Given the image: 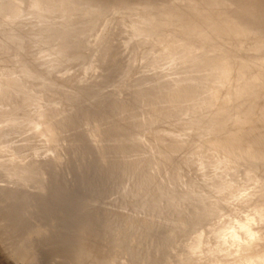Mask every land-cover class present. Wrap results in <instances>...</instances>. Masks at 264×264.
Masks as SVG:
<instances>
[{
    "label": "bare ground",
    "instance_id": "1",
    "mask_svg": "<svg viewBox=\"0 0 264 264\" xmlns=\"http://www.w3.org/2000/svg\"><path fill=\"white\" fill-rule=\"evenodd\" d=\"M86 50L74 78L68 65ZM6 58L5 201L28 196L33 208L54 188L82 207L84 190L97 188L96 205L108 203L82 231L81 264H264V0H0ZM89 160L97 169L79 176L80 196L64 189L71 162L83 172ZM110 180L132 207L117 228L108 222L115 185L102 190ZM99 223L118 252L107 254L103 235L93 239ZM143 243L155 246L154 260L144 250L140 258Z\"/></svg>",
    "mask_w": 264,
    "mask_h": 264
},
{
    "label": "rangeland",
    "instance_id": "2",
    "mask_svg": "<svg viewBox=\"0 0 264 264\" xmlns=\"http://www.w3.org/2000/svg\"><path fill=\"white\" fill-rule=\"evenodd\" d=\"M48 1H55V0H48ZM119 36H120V39L117 41V48H119L120 46H122L124 44L125 38L127 37V34L123 33L122 35H119ZM119 36H118V38H119ZM120 40L124 41V42L121 43ZM120 48L117 50H122V48L121 49ZM123 50L125 51L124 48H123ZM84 53H85V56L87 53V58L85 61L78 62V63H71L73 66L71 64L68 65V68H70V71H72V75H71V72H70V75L73 76L74 78H80L84 75L83 70H81V69L84 67L85 64H87L86 62H88L90 60V57H89L90 55H88V54H90V51L86 50ZM118 53H119V56H121L120 52H118ZM128 54H129L128 51L124 53V58H123L124 60H123V63L121 64L123 67L122 70H124L128 65V59H129V58H127ZM2 61L5 62V59L0 61V64H2L0 66V70L5 69L6 67L10 68L14 65V61L9 60L7 58H6V62L4 63L5 65L3 64ZM7 64H8V66H7ZM71 66H72L73 70H71L72 69ZM2 67H4V68H2ZM119 71H120V69H119ZM118 73L119 72L117 71L116 73H114L111 76V78H113V79L110 82L121 80L120 75H122V74L124 75V72L122 73V71H120L121 74H119V75H118ZM138 75H140V74H138ZM88 76L92 77L93 75L89 74ZM116 84L120 85L121 82H118ZM16 135H15L16 137L21 136L20 133L16 134ZM10 140L11 139H8V138L6 140L9 145H10ZM17 140H15L13 145H16L19 142ZM30 150H32L31 147H30ZM29 153H30L29 154V161H34L35 159H37L36 156H34V154H33V150L29 151ZM89 162H91L90 163L91 166L88 168L89 170L88 169L86 170L87 172L84 169V171H85L84 174H83L84 171L82 172V171H78V169H75L73 163L71 162V164L69 165L70 166L69 171H70V173H72L70 175V178L71 179L73 178V180L69 179L68 183L65 182L63 184V186L65 188L62 187V189L63 188L69 189L71 187V189L73 188L74 191H77V194H79V196H80L81 192L79 190V187H80L79 184L81 185V182H80L81 176L82 175L90 176V175H94L96 173L97 166L92 165L93 164L92 160H89ZM90 169H92V171ZM94 169H95V171H94ZM79 176H80V178H79ZM74 179L75 180L77 179L76 181L78 182V184H77L78 188L76 187L77 185L75 184L77 182H75ZM72 181H74V182L72 183ZM0 184H1L0 185V194H1L0 195V264H15V263H18V264H81L80 252L82 250V243L84 241L83 237H85V236H83V235H85V232L83 233L82 231L88 230L91 225L97 223V221H96V220H98L97 216L104 217L105 213L103 210V205L105 203H108V202H103V200L101 199L102 201L101 200L98 201V204H100V205H98V204L96 205L97 202H94V201H96L97 198L95 199L94 197L98 194L97 188L91 187L90 189H87V191H86V189L84 190L86 193H88V195L86 194V198H84L82 196L79 197L80 201L82 203V207H80L79 204L77 206H74V207L69 206L71 204L68 201L65 200V202H63L60 199V198H62V193L59 192L60 190H58L54 194L53 193L54 188H53V190L50 191L49 196H47L45 198L38 199L36 202V206L31 208L32 201L30 200V198L28 196L26 198L25 197L24 198L19 197V200L16 202V204H13V205L7 204L5 201L6 198L4 197V190L1 189V188H4V184H2V183H0ZM74 185H76V186H74ZM110 185H115V191H113L114 194L111 195L110 201L117 200V199H119V201L117 200L116 204L112 205L111 208H112V210L115 211V213L113 215V218H111L108 222H109V226H111L113 228H115V227L117 228V226H119V224L121 225V217L122 216L125 217L124 216L125 212H123V209L126 210V208H127L130 211V209L132 207L128 208L127 207L128 203H126L125 200L121 197V189L123 188V186L121 187L117 181L110 180L108 182L107 186L105 187V189L103 188V185H102L103 192H104V190H107V188ZM34 197L35 196H32V200ZM47 198L49 200H47ZM30 201H31V203H30ZM55 202L58 203V205L54 204ZM1 205H3V206H1ZM113 206H114V209H113ZM117 207H118V209L115 210ZM11 208L12 209L15 208L14 209L15 211L12 210ZM30 210H32L34 212L32 213ZM132 215L135 217V214H132ZM132 215H131V217H132ZM114 216H115V218H114ZM39 221H41V222L39 223ZM97 227H98V230H97V233H95L93 235L94 236L93 239L96 241V238L103 235L104 237H106L107 254L111 255V254L115 253V251L118 252V249L115 248V246H114V243H113L114 240H113L112 235L111 234H105L106 226L99 223V225ZM27 229H29L28 230L29 232H27ZM32 230L34 232H32ZM39 230H40V232H38ZM48 230H49V232H48ZM137 231H138V228L135 225H133V226L131 224L128 225V231H127L128 234L132 235L134 238L135 237L139 238L137 241L140 242L141 239H140V236L138 235ZM29 233H30V235H28ZM160 234L162 235L163 232H161ZM183 234H182L181 238L179 237L180 238L179 242L180 241L183 242L186 239V235L185 234L183 235ZM130 239L131 238L127 235V233H125L124 240L122 239V241H124V246H125L126 250H130V247L128 245L129 244L128 240L130 241ZM104 242H105V239H104ZM145 244L143 243V246L141 248L142 251H140V254L142 255L143 250H144V254H146V255H147V253L150 254L152 257V260H154L155 258L153 257L152 254H153V251L155 250V246L152 245V248H151V245L149 244V246H148L149 250H148L145 247L146 246ZM143 247H144V249H143ZM178 247L180 248V246H178ZM21 249L22 250L24 249L25 251L23 250L21 252ZM31 249L33 251H30ZM157 249L158 248L156 247V250ZM22 253L24 255L27 254L26 255L27 257L23 255L24 257L22 258V261H21L20 257H22ZM31 253H32V255H31ZM9 254L10 255L12 254V255L10 256ZM165 254L166 253L162 252L163 256ZM28 255H29V257H28ZM141 255H140V258L143 257V255L142 256ZM25 257H26V259H25ZM32 257H34V258H32ZM130 257H131V255H130ZM23 259H25V260H23Z\"/></svg>",
    "mask_w": 264,
    "mask_h": 264
}]
</instances>
